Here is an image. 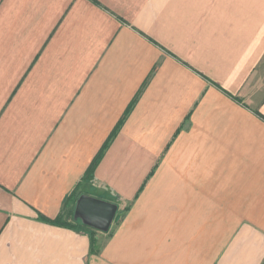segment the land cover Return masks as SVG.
Returning <instances> with one entry per match:
<instances>
[{
	"label": "crops",
	"instance_id": "crops-1",
	"mask_svg": "<svg viewBox=\"0 0 264 264\" xmlns=\"http://www.w3.org/2000/svg\"><path fill=\"white\" fill-rule=\"evenodd\" d=\"M259 114L264 0H0V264H264Z\"/></svg>",
	"mask_w": 264,
	"mask_h": 264
},
{
	"label": "water",
	"instance_id": "water-1",
	"mask_svg": "<svg viewBox=\"0 0 264 264\" xmlns=\"http://www.w3.org/2000/svg\"><path fill=\"white\" fill-rule=\"evenodd\" d=\"M117 211L118 205L115 202L82 194L77 199L74 218L95 230L108 231Z\"/></svg>",
	"mask_w": 264,
	"mask_h": 264
},
{
	"label": "trees",
	"instance_id": "trees-1",
	"mask_svg": "<svg viewBox=\"0 0 264 264\" xmlns=\"http://www.w3.org/2000/svg\"><path fill=\"white\" fill-rule=\"evenodd\" d=\"M230 96H232V98L238 100L239 102H242L239 98H236L235 96H233V95H231V94H230ZM135 101H136V100H133V101L129 104V106H128V108H127V110H126L124 116H123L122 119L118 122V124L115 126L114 130L111 132V134L109 135L108 139L106 140V142L104 143V145L102 146V148L99 150V152L97 153V155H96V156L94 157V159L92 160V162H91V164H90L88 170H87L86 173H85L84 178H90V177L93 176V172H94L96 166L98 165V163L100 162L101 158L103 157L105 151L107 150V148L110 146L111 142L113 141V139H114L115 136L117 135V133H118L119 129L121 128V126L123 125V123H124V121H125V119H126L128 113H129L130 110L132 109V107H133ZM259 115H260V117H262V118L264 119V116H263L262 114H259ZM44 219L47 220V221H49V222H51V223H53V224L72 226L71 224H69V223H67L66 221H64L63 214L57 216L55 219H50V218H45V217H44ZM86 227H88V226H86ZM91 229H92V228H91ZM92 230H93V229H92Z\"/></svg>",
	"mask_w": 264,
	"mask_h": 264
},
{
	"label": "rangeland",
	"instance_id": "rangeland-1",
	"mask_svg": "<svg viewBox=\"0 0 264 264\" xmlns=\"http://www.w3.org/2000/svg\"><path fill=\"white\" fill-rule=\"evenodd\" d=\"M69 215H71V213H69Z\"/></svg>",
	"mask_w": 264,
	"mask_h": 264
}]
</instances>
